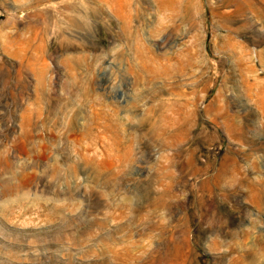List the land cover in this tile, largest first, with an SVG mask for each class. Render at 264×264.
<instances>
[{
	"label": "rangeland",
	"instance_id": "1",
	"mask_svg": "<svg viewBox=\"0 0 264 264\" xmlns=\"http://www.w3.org/2000/svg\"><path fill=\"white\" fill-rule=\"evenodd\" d=\"M0 264H264V0H0Z\"/></svg>",
	"mask_w": 264,
	"mask_h": 264
}]
</instances>
